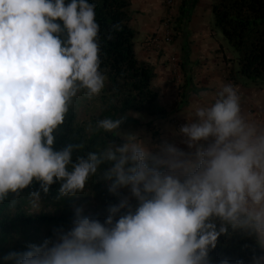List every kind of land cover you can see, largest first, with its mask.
I'll return each instance as SVG.
<instances>
[{
	"label": "clouds",
	"instance_id": "9594fccd",
	"mask_svg": "<svg viewBox=\"0 0 264 264\" xmlns=\"http://www.w3.org/2000/svg\"><path fill=\"white\" fill-rule=\"evenodd\" d=\"M95 7L89 0H0V203L36 182L28 204L39 213L41 193L59 184L57 200L76 196L104 164L111 165L104 173L109 192L126 193L108 206L103 222L76 208L70 228H56L3 259L212 264L219 238L232 234L254 238L264 249V122L242 112L231 84L180 126L187 150L121 133L125 117L95 126L122 136L120 144L75 159L83 143L54 148L73 98L81 90L98 95L105 86ZM252 264H264V255H254Z\"/></svg>",
	"mask_w": 264,
	"mask_h": 264
},
{
	"label": "trees",
	"instance_id": "16d2710c",
	"mask_svg": "<svg viewBox=\"0 0 264 264\" xmlns=\"http://www.w3.org/2000/svg\"><path fill=\"white\" fill-rule=\"evenodd\" d=\"M198 0L182 2L176 23L179 29L189 20V9ZM95 4L96 22L100 26V71L107 77L105 86L98 95L89 97L86 90L78 92L69 107L65 121L56 130L54 148L59 150L72 143H83L82 151L74 152L73 158L88 151H102L110 142L120 144L122 136H114L95 129L96 122L104 118L125 117L120 130L137 128L142 122L135 115L147 118L164 117L166 107L162 104L161 90L156 86V68L147 61L140 60L136 45L140 32L134 27L135 15L131 0H89ZM215 26L222 33L235 53L240 76L259 85H264V0H212ZM119 26L114 27V26ZM154 41V40H153ZM151 41L149 45H152ZM234 81L233 79H230ZM191 80H186L179 88L177 110L188 104ZM231 83V82H230ZM233 84V83H232ZM235 84V82H234ZM111 167L104 164L97 176L91 177L82 193L76 196L56 199L59 184L52 185L50 193H41L39 213L28 204V193L38 188V183L24 189L19 197L9 195L0 203V264H13L3 257L9 252H23L30 243H41L51 237L59 227L70 228L75 214V203L94 197L102 204L103 212L84 215L98 218L103 222L110 204H117L120 194L109 192L111 181L104 173ZM15 199L16 203L11 202ZM254 255H264L254 238L243 234L221 236L217 247L210 253L212 264L227 258L231 264L242 261L252 264Z\"/></svg>",
	"mask_w": 264,
	"mask_h": 264
},
{
	"label": "crops",
	"instance_id": "0c3cea01",
	"mask_svg": "<svg viewBox=\"0 0 264 264\" xmlns=\"http://www.w3.org/2000/svg\"><path fill=\"white\" fill-rule=\"evenodd\" d=\"M184 1L190 0H182ZM131 2L135 15L134 27L140 32L136 53L140 60L150 62L156 68L157 80L162 77L156 85L161 90L164 102L169 104L173 101L178 102L179 88L186 80H191L188 104L177 111L185 122L186 119L194 118L196 107L212 103L216 93L224 85L231 84L230 79L235 82L231 85L240 96L242 112L251 104L260 115L251 118L264 122V87H258L240 76L238 65L234 61L235 54L215 26L212 0H198L195 6L189 9V20L183 26V33L177 42L180 44L175 46L177 43H174L172 46V39L170 43L163 44L162 52L148 48L151 41L162 35L164 16L162 0ZM170 54H175L178 58L180 82L175 80L172 70L167 68L165 63L166 55Z\"/></svg>",
	"mask_w": 264,
	"mask_h": 264
},
{
	"label": "rangeland",
	"instance_id": "374dc122",
	"mask_svg": "<svg viewBox=\"0 0 264 264\" xmlns=\"http://www.w3.org/2000/svg\"><path fill=\"white\" fill-rule=\"evenodd\" d=\"M168 0H162L163 8H164V16L162 19V32L170 31L173 37V45L180 41V36L183 33L182 29L178 28L176 23L179 8L182 5V0H174L172 5H169ZM220 31V30H219ZM222 34V33H221ZM180 43H177L175 46H178ZM148 48L153 51H157L155 47L152 45H148ZM163 48V47H162ZM173 48V47H172ZM234 52L233 48L230 47ZM163 50V49H162ZM161 50V52H162ZM235 54V53H234ZM162 55V54H161ZM161 57V56H160ZM165 63L167 64V68L169 67L172 70V74L177 82H180L179 76V62L178 58L175 54L166 55ZM160 78L159 82L161 81ZM158 80L156 79L155 84H157ZM234 84V81L229 80ZM157 86V85H156ZM158 87V86H157ZM258 87H264L263 84H259ZM159 88V87H158ZM160 89V88H159ZM177 101V100H176ZM177 102L173 101V103H166L162 97V104L167 109V114L164 117L159 118H147L140 115H135L142 122V125L137 128H131L128 130L122 131L123 134H138L142 139H144L149 146H155L162 144L164 142L174 144L175 146L187 150L186 145L182 143L183 137L179 135V128L185 122V119L181 117V115L176 111L177 110ZM250 117L260 116L253 108L251 104L247 105V110L243 111ZM125 189H120L119 194H125ZM75 203V208H82L83 212H86L88 215H97L103 212V207L100 201L96 200L94 197H89L85 201H82L81 198L78 199Z\"/></svg>",
	"mask_w": 264,
	"mask_h": 264
},
{
	"label": "built area",
	"instance_id": "2783aa9c",
	"mask_svg": "<svg viewBox=\"0 0 264 264\" xmlns=\"http://www.w3.org/2000/svg\"><path fill=\"white\" fill-rule=\"evenodd\" d=\"M169 5H172L174 3V0H168L167 2ZM172 41V34L170 31L162 32L161 37L155 38V40L152 42L154 46L157 48L163 47V44H168ZM232 84V83H231Z\"/></svg>",
	"mask_w": 264,
	"mask_h": 264
}]
</instances>
